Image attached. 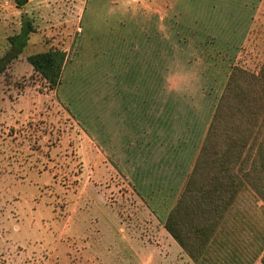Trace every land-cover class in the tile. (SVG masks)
<instances>
[{
  "label": "rangeland",
  "instance_id": "rangeland-1",
  "mask_svg": "<svg viewBox=\"0 0 264 264\" xmlns=\"http://www.w3.org/2000/svg\"><path fill=\"white\" fill-rule=\"evenodd\" d=\"M22 15L38 33L0 73V264H195L164 222L231 71L262 66L264 0H0V60ZM52 49L57 90L26 60Z\"/></svg>",
  "mask_w": 264,
  "mask_h": 264
},
{
  "label": "trees",
  "instance_id": "trees-1",
  "mask_svg": "<svg viewBox=\"0 0 264 264\" xmlns=\"http://www.w3.org/2000/svg\"><path fill=\"white\" fill-rule=\"evenodd\" d=\"M29 0H15L17 9ZM38 31L21 16L8 37L0 73L26 49ZM50 89L57 90L67 54L26 57ZM235 212L233 213L232 211ZM251 215V216H250ZM264 61L258 73L234 67L219 99L183 190L164 229L195 264H264Z\"/></svg>",
  "mask_w": 264,
  "mask_h": 264
},
{
  "label": "crops",
  "instance_id": "crops-1",
  "mask_svg": "<svg viewBox=\"0 0 264 264\" xmlns=\"http://www.w3.org/2000/svg\"><path fill=\"white\" fill-rule=\"evenodd\" d=\"M179 247V246H178ZM180 248V247H179ZM181 249V248H180Z\"/></svg>",
  "mask_w": 264,
  "mask_h": 264
}]
</instances>
